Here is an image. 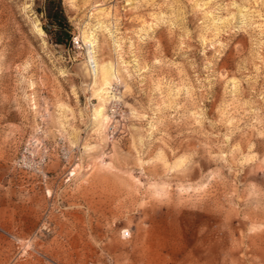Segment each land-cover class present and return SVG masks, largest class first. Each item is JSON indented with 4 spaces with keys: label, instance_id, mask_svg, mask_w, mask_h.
<instances>
[{
    "label": "rangeland",
    "instance_id": "374dc122",
    "mask_svg": "<svg viewBox=\"0 0 264 264\" xmlns=\"http://www.w3.org/2000/svg\"><path fill=\"white\" fill-rule=\"evenodd\" d=\"M42 3L0 0V264H264V0Z\"/></svg>",
    "mask_w": 264,
    "mask_h": 264
},
{
    "label": "trees",
    "instance_id": "16d2710c",
    "mask_svg": "<svg viewBox=\"0 0 264 264\" xmlns=\"http://www.w3.org/2000/svg\"><path fill=\"white\" fill-rule=\"evenodd\" d=\"M47 26H43L45 33H49L55 43L70 41V26L64 15L61 0H43L42 6L35 9Z\"/></svg>",
    "mask_w": 264,
    "mask_h": 264
},
{
    "label": "bare ground",
    "instance_id": "6f19581e",
    "mask_svg": "<svg viewBox=\"0 0 264 264\" xmlns=\"http://www.w3.org/2000/svg\"><path fill=\"white\" fill-rule=\"evenodd\" d=\"M95 7H98V4L95 3ZM93 35H89L88 37V45L90 46L89 48V53H92V49H91V46H92V42H93ZM91 55V54H90ZM91 67L93 70H95V65L91 62ZM102 83H101V86L98 88L97 90V95L98 97H102V101H104L105 98L109 97V91H108V87L110 86L111 84V81L114 79V78H117V73L116 71L113 69V67L110 65V66H106L102 69ZM103 105L97 107L95 109V115L97 117V119L99 120V122H101V119L103 117Z\"/></svg>",
    "mask_w": 264,
    "mask_h": 264
},
{
    "label": "built area",
    "instance_id": "2783aa9c",
    "mask_svg": "<svg viewBox=\"0 0 264 264\" xmlns=\"http://www.w3.org/2000/svg\"><path fill=\"white\" fill-rule=\"evenodd\" d=\"M71 42L73 43V44H76L77 43V39L76 38H74V37H71ZM128 235H129V233H128V230L127 229H123L121 232H120V236L121 237H128Z\"/></svg>",
    "mask_w": 264,
    "mask_h": 264
}]
</instances>
